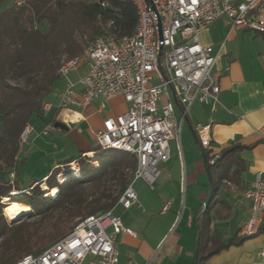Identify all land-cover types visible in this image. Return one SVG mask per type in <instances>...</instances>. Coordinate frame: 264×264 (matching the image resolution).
<instances>
[{"label": "built area", "instance_id": "obj_1", "mask_svg": "<svg viewBox=\"0 0 264 264\" xmlns=\"http://www.w3.org/2000/svg\"><path fill=\"white\" fill-rule=\"evenodd\" d=\"M131 1L138 10L134 33L98 36L87 43L83 54L64 61L60 68L63 77L82 65L88 70L79 80L80 90L75 83L67 84L57 107L74 109L99 100L98 111L102 113L113 98L124 97L127 110L104 120V128L95 134L94 146L133 154L137 159L134 180L142 179L152 188L160 165L170 159V141L179 138L193 105L218 101L220 87L213 71L219 55L212 45L200 41V31L222 16L230 19L233 28L263 31L264 11L259 8L263 0ZM164 96L166 100L161 103ZM54 106L45 102L43 112L47 114ZM31 130V125L25 127L21 143ZM193 130L201 147L208 148L211 125L195 124ZM89 162H96L93 153ZM214 162L209 160V164ZM77 169L80 173L78 162L69 164L71 174L78 175ZM66 178V171L57 174L60 183ZM246 195L253 207L241 232L254 235L264 215L263 175H258L255 189ZM138 201L130 183L117 205L129 209ZM122 232L133 233L113 209L99 211L79 219L70 234L41 253L27 254L15 264H118L116 237ZM259 254L264 260V241Z\"/></svg>", "mask_w": 264, "mask_h": 264}, {"label": "crops", "instance_id": "obj_2", "mask_svg": "<svg viewBox=\"0 0 264 264\" xmlns=\"http://www.w3.org/2000/svg\"><path fill=\"white\" fill-rule=\"evenodd\" d=\"M199 36L203 44L212 45L219 55L213 71L220 87L218 101L193 105L188 119L182 124L179 138L170 141V159L160 165L161 172L153 187L142 179L132 181L138 203L129 209L121 205L113 208L124 226L133 231L132 234L122 232L116 237L118 264H196L198 217L208 196L209 178L204 149L193 130L195 124L211 125V147L216 152L232 143L247 147L240 152L246 164L241 181L239 184L227 182L228 188L223 189V194L230 207L213 215L212 231L228 244L235 236L242 235L241 230L251 216L253 201L246 193L255 189L259 174L264 176V38L250 28H233L225 16L202 29ZM82 66L62 77L64 86L53 92L49 99L55 106L47 114L43 112L42 116L32 120V130L21 143L18 158L23 164L30 155L41 150L42 144L49 145L51 140L55 141L54 150H66L69 142L65 131L75 127L78 154L57 158L41 178H33V181L46 179L59 166L65 171L66 162H77L81 155H86L89 160L93 153L96 159L93 165L98 166L94 151L96 132L104 128L108 116L120 114L129 106L106 107L100 113V101L94 100L74 109L58 108L60 95L68 83H75L76 89L80 90L79 80L88 70L87 65ZM118 97L122 96H116L111 102ZM57 122L66 123L68 130L57 127ZM49 126L59 128L61 132L49 131ZM263 241L264 230L230 244L202 264H264L259 254Z\"/></svg>", "mask_w": 264, "mask_h": 264}, {"label": "trees", "instance_id": "obj_3", "mask_svg": "<svg viewBox=\"0 0 264 264\" xmlns=\"http://www.w3.org/2000/svg\"><path fill=\"white\" fill-rule=\"evenodd\" d=\"M259 8L264 11V0ZM137 23L138 10L131 0H0V264H15L27 254L41 253L70 234L79 219L113 209L134 180L137 159L133 154L95 147L98 166L81 155L76 160L78 175L68 171L60 183L59 166L46 179L24 185L18 154L23 130L42 116L44 103L63 77L64 61L83 54L87 43L98 36L133 34ZM258 33L264 38V30ZM245 148L232 143L219 152L211 144L204 149L208 160L215 159L210 164L214 190L201 210L199 264L253 236H235L226 244L211 229L213 215L230 207L223 194L227 182L241 181L246 164L240 152ZM71 162H66V169ZM53 188L58 194L49 197ZM5 198L31 207V216L9 221ZM263 230L264 221L258 233Z\"/></svg>", "mask_w": 264, "mask_h": 264}, {"label": "rangeland", "instance_id": "obj_4", "mask_svg": "<svg viewBox=\"0 0 264 264\" xmlns=\"http://www.w3.org/2000/svg\"><path fill=\"white\" fill-rule=\"evenodd\" d=\"M226 17V16H225ZM86 66L83 65L82 68ZM78 70V69H76ZM74 70V71H76ZM73 72V71H72ZM71 72V73H72ZM64 86L63 79H61L59 82L56 83L54 92L57 91L58 88H62ZM166 100V97H163V100L161 103H163ZM127 104V105H126ZM128 102L124 99V97H118L114 102H111L108 104L107 108L108 109H120L123 106H128ZM175 110L177 113H179V108L175 106ZM35 119V118H34ZM49 131L50 130H56L60 131L59 128H56L54 126H49L48 127ZM76 127L71 128L69 131H65V133L68 135L67 139L69 142V147L65 150L62 151V149L54 150L52 148L53 144L55 143L54 140L50 141V146L47 145H41V150L36 151L33 155H30L28 160H25V162L20 166V176L21 180L23 181L24 185H28L33 181V178H41L44 172L47 170V168L50 166L51 162L56 160L57 158H62L61 156H66L67 154L70 156L71 154H78V151L76 149V144L75 141L77 140L76 137ZM64 133V132H63ZM46 137V136H44ZM49 139V137H47ZM52 139V138H50ZM60 143V141H58ZM63 148V146H61ZM66 172H68V169L64 168ZM28 173V174H27ZM46 186V185H45ZM44 189H48V187H44ZM48 195V194H47ZM50 197V195H48ZM5 205L7 206L11 201L8 198H5L4 200ZM5 210V209H4ZM32 212V211H31ZM31 216V213L23 214L21 215L16 222H20L24 219H28ZM6 218L9 220V218L6 216ZM11 221V220H9Z\"/></svg>", "mask_w": 264, "mask_h": 264}, {"label": "water", "instance_id": "obj_5", "mask_svg": "<svg viewBox=\"0 0 264 264\" xmlns=\"http://www.w3.org/2000/svg\"><path fill=\"white\" fill-rule=\"evenodd\" d=\"M175 102L177 103V100H175ZM56 126L61 128V129H65L68 130V125L64 122H57ZM204 162L207 168V173H208V178H209V192H208V196L205 200L204 206H207V204L209 203L212 194H213V190H214V181H213V177L210 171V164H209V160L204 156ZM201 215H199L198 217V221H200ZM17 219L12 220L11 222H15ZM200 241H201V225L199 223V237L197 240V245H196V254H195V258H196V264H198L199 261V256H200Z\"/></svg>", "mask_w": 264, "mask_h": 264}, {"label": "bare ground", "instance_id": "obj_6", "mask_svg": "<svg viewBox=\"0 0 264 264\" xmlns=\"http://www.w3.org/2000/svg\"><path fill=\"white\" fill-rule=\"evenodd\" d=\"M79 170L77 169V173ZM45 187V186H44ZM58 194V189L53 188L48 195L50 197H55ZM32 209L29 206L22 205L18 202H11L7 205V207L4 210L5 215L9 218V220H15L18 219L21 215L31 213Z\"/></svg>", "mask_w": 264, "mask_h": 264}]
</instances>
